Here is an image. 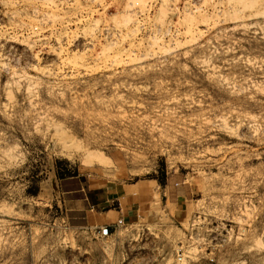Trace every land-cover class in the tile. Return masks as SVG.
<instances>
[{"label": "rangeland", "instance_id": "374dc122", "mask_svg": "<svg viewBox=\"0 0 264 264\" xmlns=\"http://www.w3.org/2000/svg\"><path fill=\"white\" fill-rule=\"evenodd\" d=\"M98 167L165 206L100 237ZM0 264H264V0H0Z\"/></svg>", "mask_w": 264, "mask_h": 264}, {"label": "crops", "instance_id": "0c3cea01", "mask_svg": "<svg viewBox=\"0 0 264 264\" xmlns=\"http://www.w3.org/2000/svg\"><path fill=\"white\" fill-rule=\"evenodd\" d=\"M82 176L83 199L88 209L97 212L99 226L112 225L117 219L131 223L142 214H148L165 206V191L162 183L156 178L121 179L119 171L114 168H95L88 172L76 173L73 177ZM120 177V178H119ZM161 187V188H160ZM160 196L161 204L157 201ZM181 195H177V197Z\"/></svg>", "mask_w": 264, "mask_h": 264}, {"label": "built area", "instance_id": "2783aa9c", "mask_svg": "<svg viewBox=\"0 0 264 264\" xmlns=\"http://www.w3.org/2000/svg\"><path fill=\"white\" fill-rule=\"evenodd\" d=\"M88 1H94V0H88ZM107 8L108 7L102 9V6L99 3H97V9L99 13L102 14L101 20L103 19L101 25H99L100 32L98 33V36L101 37L102 41L115 40V35L118 34V29H116L114 25H108L103 23L104 19L107 17V12H108L106 11ZM122 223L123 222L121 221V219H117L112 225L99 226L96 229V233L100 237H106L110 235L111 227H113L114 225H120Z\"/></svg>", "mask_w": 264, "mask_h": 264}, {"label": "bare ground", "instance_id": "6f19581e", "mask_svg": "<svg viewBox=\"0 0 264 264\" xmlns=\"http://www.w3.org/2000/svg\"><path fill=\"white\" fill-rule=\"evenodd\" d=\"M12 17V16H11ZM7 18H9V17H7Z\"/></svg>", "mask_w": 264, "mask_h": 264}]
</instances>
